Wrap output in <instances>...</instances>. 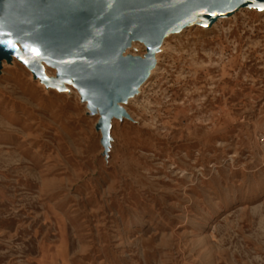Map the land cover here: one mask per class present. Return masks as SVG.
<instances>
[{"label": "rangeland", "instance_id": "rangeland-1", "mask_svg": "<svg viewBox=\"0 0 264 264\" xmlns=\"http://www.w3.org/2000/svg\"><path fill=\"white\" fill-rule=\"evenodd\" d=\"M132 40L106 145L78 84L0 59V264H264V11Z\"/></svg>", "mask_w": 264, "mask_h": 264}, {"label": "water", "instance_id": "water-1", "mask_svg": "<svg viewBox=\"0 0 264 264\" xmlns=\"http://www.w3.org/2000/svg\"><path fill=\"white\" fill-rule=\"evenodd\" d=\"M238 4L263 8L264 0H0V41L19 37L24 64L40 56L57 70L58 80L72 75L90 114L99 104L97 129L106 145L110 118L123 114L117 104L125 102L153 63L150 57L135 59L130 72L124 61L118 64L115 58L127 40L122 31L154 43L187 24H209ZM9 48L0 44V56Z\"/></svg>", "mask_w": 264, "mask_h": 264}, {"label": "bare ground", "instance_id": "bare-ground-1", "mask_svg": "<svg viewBox=\"0 0 264 264\" xmlns=\"http://www.w3.org/2000/svg\"><path fill=\"white\" fill-rule=\"evenodd\" d=\"M241 6H248V4H244V5L238 4V5H236V7L234 8V10L228 11L224 15L219 16V17H216L209 24H202L200 22H193V23L187 24L184 28L180 29L177 32H180L183 29H185V28H187V27H189L191 25H196V24H200V25L206 26V27H211L218 19L228 18L236 10H238L239 7H241ZM250 7H253L255 10H258V11L263 12L261 10L262 8H258V5H256V4H253ZM168 33L169 32H166L164 35L160 36L154 43H152V42H144V43L148 47H150L152 45H156L159 42H161L163 40V38ZM122 34L127 38V41L129 42L128 43V46L129 47H132L131 46L133 44L132 38H134V35H132L129 32H126V31H122ZM11 41H12L14 47H10L8 50H5L1 54L0 59L5 60V61H9L10 60V57H14V58L18 59L21 62L23 60V56L25 55V51H24V49L22 47L23 41L19 37L15 38V39H12ZM128 46L123 50V52L121 54H119L115 58L116 61H119L118 62L119 65H122V61H124L123 58H122V54L126 51V49L128 48ZM152 57H153V59H155V55L154 54H152ZM43 65L44 66H47V63L40 56L35 60L34 64H32V65H29V64L26 65L25 64V66L28 67L29 70H31L32 73L37 74V75L41 76V78H44L45 79V77H44V71H43ZM154 67H155V63H152L151 65H149L148 67L145 68V70H144L145 71V74H146L145 75V79L150 76V72H151L152 69H154ZM133 69H134V64L133 63L132 64L128 63L127 66H126L127 72H130ZM53 70L55 72V75H54L55 77L53 78V80H51V79H45V80H47L48 83H52V84H54L56 86H62L63 87L66 84H72L74 82V77L72 75H70V74H67V75L63 76L61 80H58V78H57V70L55 68H53ZM144 81L145 80H143L139 84L135 85V87L133 88L132 92L126 97L125 102L128 101V99L138 90V88L144 83ZM84 104H85V107L87 109L86 110V113L89 114L90 113V110L87 108V104H88L87 101H84ZM121 106H122L121 103H118L117 104V107H119L122 110V107ZM98 107H99V104H98V106L95 108V110L93 112V114L97 115V117H98L97 118V123L100 120V114L98 113ZM120 118H121L120 113H118L116 117H111L110 120H109V122H108V129L110 128V124H111V121L112 120L120 119Z\"/></svg>", "mask_w": 264, "mask_h": 264}, {"label": "snow or ice", "instance_id": "snow-or-ice-1", "mask_svg": "<svg viewBox=\"0 0 264 264\" xmlns=\"http://www.w3.org/2000/svg\"><path fill=\"white\" fill-rule=\"evenodd\" d=\"M262 11H264V8L261 9ZM0 44H7L9 47H14L13 43L11 40H7V41H0ZM25 48L27 49L28 48V45H25ZM32 53L34 55H39V52L37 49L35 48H32L31 49Z\"/></svg>", "mask_w": 264, "mask_h": 264}]
</instances>
